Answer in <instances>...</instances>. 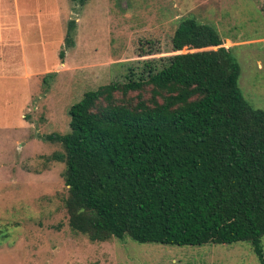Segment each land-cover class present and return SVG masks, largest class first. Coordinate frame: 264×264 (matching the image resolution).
<instances>
[{
    "label": "trees",
    "instance_id": "obj_1",
    "mask_svg": "<svg viewBox=\"0 0 264 264\" xmlns=\"http://www.w3.org/2000/svg\"><path fill=\"white\" fill-rule=\"evenodd\" d=\"M171 42L172 54L86 91L69 130L46 136L63 148L52 157L69 224L93 242L247 241L264 264V108L245 98L214 25L185 16Z\"/></svg>",
    "mask_w": 264,
    "mask_h": 264
},
{
    "label": "rangeland",
    "instance_id": "obj_2",
    "mask_svg": "<svg viewBox=\"0 0 264 264\" xmlns=\"http://www.w3.org/2000/svg\"><path fill=\"white\" fill-rule=\"evenodd\" d=\"M9 1L34 65L55 66L63 55L69 64L42 78L22 113L20 103L0 99V264H260L247 241L93 242L75 232L64 205L65 164L52 157L63 148L46 136L69 130V110L86 91L172 54L173 34L189 15L220 31L240 62L245 98L264 108V0H16L18 8ZM12 84L23 89L22 80Z\"/></svg>",
    "mask_w": 264,
    "mask_h": 264
},
{
    "label": "crops",
    "instance_id": "obj_3",
    "mask_svg": "<svg viewBox=\"0 0 264 264\" xmlns=\"http://www.w3.org/2000/svg\"><path fill=\"white\" fill-rule=\"evenodd\" d=\"M18 8V1L13 0ZM9 0H0V99L5 97L6 101L20 103L19 113H22L31 98V94L39 86L42 78L52 71H56L57 65L64 64L68 67L67 59L62 57L61 63L57 65L37 64L35 58L28 57L24 26L21 16L16 9L15 18L10 17L8 5ZM26 34V33H25ZM55 67L54 69H52ZM23 81V89L15 88L14 81ZM24 90V91H23ZM23 91V92H22ZM17 97L11 100V95ZM50 95L44 97L45 101ZM26 119V118H24Z\"/></svg>",
    "mask_w": 264,
    "mask_h": 264
}]
</instances>
